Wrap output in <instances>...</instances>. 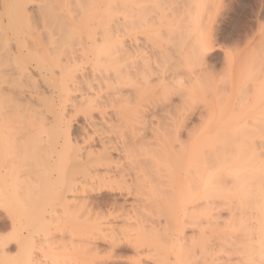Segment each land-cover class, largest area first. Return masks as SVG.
<instances>
[{
  "label": "bare ground",
  "instance_id": "6f19581e",
  "mask_svg": "<svg viewBox=\"0 0 264 264\" xmlns=\"http://www.w3.org/2000/svg\"><path fill=\"white\" fill-rule=\"evenodd\" d=\"M248 2L254 1L0 0V205H7L14 217V227L11 228L10 235L3 233L6 227H10L9 220L6 217L0 219V264H57L59 256L55 251L56 246H51L50 241L44 245V241L48 240L46 236L49 237L48 233H51L48 230L50 221L52 218L56 219L55 205L63 204L70 209L74 206L72 211L80 210L79 215L73 211L79 221L82 219L80 222H83L86 218L87 222V219H91L94 210L102 206L101 202L106 194L102 199L103 192L99 193L100 196L88 194L83 195V198L71 195L68 197L66 193L75 195L73 192L86 190L84 187L88 184L93 190L124 188L128 190L127 193L133 191L140 196L154 193L151 189L155 188L154 191L159 189L161 196L158 191L155 194L160 196L159 199L151 200L153 197L151 196L148 204L144 202L147 200L144 198H149L150 195L146 196L140 207L143 208L148 204L151 208L156 206L155 210L162 208L167 218L169 216L171 219L175 218L177 210L179 211L176 215L183 210L184 215L190 213L191 217L192 211L193 213L199 211L204 215L207 213L208 216L209 209L211 210L212 204L216 202L214 201L216 197H222L224 202L227 201L226 205L228 203L232 207L229 206L230 211L235 208L242 213L246 209L253 208L255 212L251 214L253 216L255 213L256 223H250L251 220L247 222L243 219L244 214L237 216L240 213H236L235 216L234 210L231 214L232 219L229 218V221H232L227 224L230 229L228 233L225 231L219 233V229L215 227L219 225L210 216L208 221L214 219L211 222L215 224L210 223L212 227L214 225L216 231L218 230L214 232L218 239H215L214 234L210 235L216 240L215 242H218L216 244L220 250L227 248L229 250L226 252L230 253V249H237L236 252L241 255L237 256L235 261L239 264L242 261L249 264H264V51L257 48L256 54L248 47L250 51L246 50L247 53L245 50H240L239 44L243 43L239 37L235 36V38L233 32H230L229 39L240 49L224 48L223 54L221 53L224 57L223 64L219 67V71L217 67V69L213 67L215 64L212 65L208 58L201 60L198 56L199 42L202 38L209 39L213 48L221 45L224 47L223 35L230 25L234 10L242 5L246 14L242 16L246 20L250 13L247 12L250 5L247 4ZM113 17H117L119 23L109 24L108 21ZM232 25L236 27L237 24ZM259 26L257 25L258 31H256L264 38ZM235 27H232V31L238 28ZM261 36L257 39L262 45L264 40ZM247 40H244V45L247 44ZM77 44L78 47L74 46ZM234 55L239 58L237 61H234ZM85 64H88L86 65L88 69L84 68ZM34 68L38 69L36 75L41 78H38L40 81L32 71ZM83 68L87 72H84ZM40 84L44 85V90L40 88ZM76 90L83 91L77 95L79 96L77 100L76 96L71 95ZM197 90L200 92L204 90L209 96H206L209 98L207 102L204 104L200 102V106L195 97V92L198 94ZM54 93L60 106L65 105L63 103L69 100L74 106V112L80 111L88 118L87 126H92V131L99 132L100 135L97 133V138L91 137L92 132H90V135L86 134L84 137L98 139L99 149L93 150L90 146L91 142L83 146L76 138H72V141L69 136L71 115L68 111L67 113L62 111V108L58 109L59 102L56 105L58 110L53 109L56 104L53 99ZM42 106L45 109L41 108ZM108 107L111 108V113L106 114L105 109ZM94 109L100 113V122L90 119ZM194 109H198L195 114L200 124L196 126L198 122L196 121V124L194 123L195 125L190 128L187 120L189 121L194 114ZM232 109H235L233 111L235 113L230 111ZM224 110L227 112L223 113ZM147 111H152L151 115L159 111L157 114L160 113L161 116L155 115L156 118L153 117L155 121L149 120L150 118L146 117ZM122 126L126 127L125 132L117 129ZM85 127L83 129H86ZM182 127L186 129L184 131L187 137L184 136V139L180 135ZM111 132L116 133L117 137H112L109 134ZM146 132H149V136ZM148 137L150 140L147 141ZM86 140L80 141L84 143ZM112 151H117L118 155L113 156ZM141 153L144 157L140 155ZM99 166L105 167L102 174L96 172ZM145 188H149L150 191L145 192ZM105 201H109L108 198ZM135 201L139 206V200L135 199ZM117 203L118 201L116 205L120 206ZM116 205L112 210H117ZM132 205L134 208H130L134 209H131L133 212L142 209L135 206L136 204ZM158 209L157 212L154 209L153 211L160 215L162 211ZM62 210L65 211L64 208ZM142 210L139 211L140 214L134 213L139 214L140 222L145 223L148 220L142 221L145 220L143 216L146 215H141ZM131 212L129 211L128 214ZM249 212L251 211L247 213ZM106 213L103 215L100 212L99 217H97L99 213H96L97 218L93 219L96 220L102 217L101 215L104 218ZM68 214L70 215V212ZM83 215H86L85 218H82ZM131 215L129 216L134 219L138 217ZM179 215L176 216V221H180L177 219ZM247 215L250 213L246 214L245 218ZM63 216L67 218L66 214ZM125 216L124 220L128 221L129 216L128 218ZM207 216L206 219L209 217ZM248 217L252 220L254 218ZM167 218L162 221L168 222ZM124 220H121V226ZM69 221L73 220L70 218ZM75 221L78 222L76 219ZM129 221L127 225L132 228L135 222ZM140 222L137 221L139 231L138 227L135 229L138 233L142 229V232L146 231L145 234L147 232L154 234L156 231L153 227L155 224L157 226V222L162 229L161 235L164 234L163 229H167L165 226H169L167 223L163 228V224L160 225L162 222L153 221L156 222H151L153 226L147 224L150 225L149 229L147 225L139 226ZM207 222L205 226L211 227ZM225 222L227 223L226 219ZM115 224L113 220L94 222L93 232L90 227L88 229L94 233L97 240L108 237L105 240L109 243L105 246L110 245L109 248L112 250V247L119 243L118 240L123 238L119 234L121 229H117L120 226L116 227ZM198 226L204 228L203 225ZM219 227L221 228V225ZM172 230L170 229L171 232ZM117 231L119 237L114 235ZM158 231L154 236L152 234V237L148 233L147 236L154 239L158 234L159 239L162 240L164 236ZM82 232H86V229L84 228ZM234 232L237 235H234ZM38 233L44 236L42 244L41 238L35 236ZM204 233L202 236L205 235ZM167 234L169 233L165 236H168ZM181 234L183 235L182 232ZM210 235L206 236L209 240ZM181 236L179 237L183 241L182 243L177 241V244L180 247L183 244L182 248L186 246L184 245L186 242H195L194 238L186 241L187 237L181 238ZM91 237L89 240L86 238L87 241H90ZM142 237L144 240H150L144 235ZM132 238L129 239L130 243L133 241ZM127 239H124L126 243ZM164 240L166 238L163 242ZM207 240L200 237L197 243L208 245L205 242ZM11 241H15L16 250L14 249L13 254L9 251ZM238 242L239 247L238 244L236 245ZM93 243H90L92 246L86 243L87 250L92 249L91 254L94 255L100 253L99 248L102 246ZM121 245L124 244H120V249ZM231 245H236V249ZM188 246L177 249L182 250V255L188 252L187 248L189 251L194 248L190 244ZM196 247L198 249L200 245ZM217 248H215L216 254ZM177 249L173 247V251ZM200 250L202 251L201 248ZM208 253L211 255V250ZM216 254L212 255L216 256L215 260L200 254L204 260L200 262L209 264L207 262L213 260L216 262L214 264H237L231 262L230 254L225 256L226 254L223 253L225 257ZM231 255H234L232 251ZM207 259L210 261L206 262ZM191 260L187 261L188 264ZM195 264L198 263L195 261Z\"/></svg>",
  "mask_w": 264,
  "mask_h": 264
},
{
  "label": "rangeland",
  "instance_id": "374dc122",
  "mask_svg": "<svg viewBox=\"0 0 264 264\" xmlns=\"http://www.w3.org/2000/svg\"><path fill=\"white\" fill-rule=\"evenodd\" d=\"M252 1H254V2H252V3H250V2H248L247 4H250L249 6H248V10H247V12L249 13L248 14V16H247V18H246V20L244 19V17L242 16L243 14H244V16L246 15L245 14V12H243V6L242 5H240V6H237L236 7V9L234 10V13H233V16H232V18H231V20H230V25H229V27H228V29H227V31H225V33H224V35H223V37H225V39L223 40L224 42H222L223 44H224V47H223V45H221V46H218V47H216L215 46V48H214V54L213 55H211L210 57H208V59L210 60V62L212 63V65H213V63L215 64L213 67H215V69H217V71H219V67L220 66H222L221 64H223V60H222V58L224 59V57L222 56V51H224V48H226V49H234L233 47H236V48H239V46L237 47V45H235V43H234V41L232 42V40L231 39H229V37H228V35H229V33L230 32H233V36L235 37H239L240 38V40H241V42L243 43L242 45H241V43L239 44L240 45V47H241V49L240 50H249L248 48H251V50L253 49L254 50V52H256V54L258 53V49L260 48V49H263V51H264V43L262 42V40H264V38L260 35V34H258V28H257V25H261V22H262V17H264V0H252ZM256 1V2H255ZM261 2V3H260ZM254 3H256V4H254ZM247 4H246V6H247ZM257 5V6H256ZM252 9H251V8ZM260 9V10H259ZM256 11V12H255ZM243 18V19H242ZM240 20H242V21H240ZM243 21H244V23H243ZM232 24H237L236 25V27H238L237 29H239V27H240V29L239 30H237V29H235V31L233 30L232 31V27H235L234 25H232ZM247 24V25H246ZM239 25V26H238ZM22 27V26H21ZM235 27V28H236ZM260 27V26H259ZM25 28V27H24ZM21 30H23L22 28H20ZM245 29V30H244ZM25 30V29H24ZM23 30V31H24ZM237 30V31H236ZM257 30V31H256ZM236 32V33H235ZM235 33V34H234ZM238 33V34H237ZM259 33H261V32H259ZM264 33V32H263ZM262 33V35H264ZM248 34V35H247ZM247 35V36H246ZM246 38V39H248L247 41V44L246 45H244L245 44V41H246V39L244 38V37ZM249 36V37H248ZM261 36L262 37V40H261V42H262V45L259 43L260 41H258V39H259V37ZM235 37V38H236ZM248 37V38H247ZM250 38V39H249ZM258 38V39H257ZM227 39H228V41H227ZM75 40V39H74ZM230 40V41H229ZM245 40V41H244ZM258 41V42H257ZM75 42V41H74ZM250 42V43H249ZM254 42H256L257 44H255ZM258 43L261 45H258ZM221 44V43H220ZM248 44H249V46H248ZM258 45V46H257ZM74 46H76V47H78L79 45L77 44V45H74ZM252 46V47H251ZM257 46V47H256ZM245 47V48H244ZM248 47V48H247ZM235 48V49H236ZM244 48V49H243ZM247 48V49H246ZM258 48V49H257ZM250 51V50H249ZM261 50H259V52H260ZM222 53V54H221ZM246 53H247V51H246ZM241 56H242V54H241ZM234 61H237L239 58H237L235 55H234ZM222 60V61H221ZM86 65H88V64H85V67L84 68H87L86 67ZM217 67V68H216ZM84 68H83V71H84ZM30 69H33V68H31L30 67ZM88 69V68H87ZM221 69V68H220ZM38 69H35L34 68V70H32L33 72H34V74H35V76H36V78L38 79H41L39 76L37 77V75H36V71H37ZM38 72V71H37ZM84 72H87L86 71V69H85V71ZM38 79V81H40ZM40 83H42V82H40ZM41 86H40V88L42 89V90H44V85L43 84H40ZM46 85V84H45ZM42 86H43V88H42ZM49 88H47V91H49L48 90ZM204 89V88H203ZM206 89V88H205ZM27 91V90H26ZM47 91H46V93H47ZM85 91V90H84ZM79 92V93H78ZM77 92V90L76 91H73L72 93H71V95H72V97L73 96H76V100H77V98L79 97V96H77V95H79V94H81L83 91H78ZM81 92V93H80ZM197 92H198V94L195 92V97H196V99L198 100V105L200 106V102L202 101V103L204 104L205 102H207L208 101V99L209 98H207V97H209V96H207V94L205 93V91L204 90H201V92L200 91H198L197 90ZM25 94H27L26 92H24ZM48 94H50V92H48ZM47 94V95H48ZM55 94V93H54ZM206 94V95H205ZM209 94V93H208ZM54 96H56V94L55 95H53V97ZM207 96V97H206ZM56 98H57V96H56ZM55 97L53 98L54 99V102L56 103V104H54L55 106L53 107V109H56V110H58V109H60V108H62L61 110L62 111H64V112H66L67 113V111H68V114H70L71 115V122H70V130H69V132H70V134H69V136H70V138L72 139H77L78 140V142H80V145H88V144H90V142H91V148L93 149V150H97V149H99L100 148V146H99V141H98V139H93V138H91V137H96V136H98V135H100L99 134V132H97L98 133V135H97V133L95 132H93L92 130L93 129H91V128H93L92 126H87L88 124V118H86L85 116H84V114H82L80 111L78 112V111H76V112H74V106H72L71 105V103H70V101L69 100H66V101H69V102H64L63 104H65V105H61L60 106V102L59 101H57V99H56ZM195 99V100H196ZM196 100V101H197ZM200 100V101H199ZM195 101V102H196ZM58 102H59V105H58ZM211 102V101H210ZM70 103V104H69ZM201 103V104H202ZM68 104H69V107H67L68 106ZM196 104H197V102H196ZM56 105H58L59 107H58V109H57V106ZM56 107V108H55ZM63 107H64V109H63ZM218 107V106H217ZM41 108H44L45 109V107H41ZM74 109V110H73ZM106 110V114H108V113H111V108H107V109H105ZM144 110H147V109H144ZM143 110V111H144ZM197 110L198 109H194V114H192V116H191V118L189 119V121L187 120V125H188V127H190V128H192L196 123V121H198V118L196 117L197 115L195 114V112H197ZM217 110H219V109H217ZM222 110V109H221ZM227 110H229V109H227ZM235 109H232V110H230V111H232V113H235V112H233ZM237 110V109H236ZM140 111H142L141 109H140ZM201 112H202V110H200ZM225 111V110H224ZM237 111H239V110H237ZM236 111V112H237ZM74 112V113H73ZM147 112H148V114H147ZM146 112V117H147V119H148V117L150 118L149 120H151V119H153L152 121H155L156 119H154V118H156L155 117V115H158V116H161V115H159V114H157V113H155V112H153L154 114H152V115H154V116H152L151 115V113H152V111H147ZM223 112V111H222ZM227 111H225V112H223V113H226ZM46 113H48L49 114V112H46ZM76 113V114H75ZM81 113V114H80ZM144 113V112H143ZM150 113V114H149ZM162 113V112H161ZM47 114V115H48ZM74 114V115H73ZM91 114H92V116L90 117V119L91 120H95L96 122H100L101 121V119H99L101 116H100V113H99V111L97 110V109H94L92 112H91ZM163 115H165L164 113H162ZM51 115V114H50ZM50 115H48V116H50ZM162 115V116H163ZM223 115V114H222ZM108 116V115H107ZM151 116V117H150ZM154 117V118H153ZM85 118V119H84ZM97 119V120H96ZM86 120V121H85ZM93 120V121H94ZM193 121V122H192ZM193 123V124H192ZM195 123V124H194ZM198 123H199V121L197 122V124H196V126L198 125ZM200 124V123H199ZM190 125V126H189ZM84 126H86L85 128L87 129H83V127ZM192 126V127H191ZM125 128L126 127H121V128H117L118 130H120V131H122V132H125L126 130H125ZM170 128V127H169ZM183 128V127H182ZM84 130H86V131H84ZM184 130H186L185 128H183L182 129V131H181V133H180V135H181V138L182 139H184V138H186L187 136H186V134H185V131ZM88 131H89V133H88ZM87 132V133H86ZM90 132H92L91 134H92V136L90 137V138H88V139H90V140H88L87 139V137H89V136H87V137H84V136H86V134H88V135H90ZM187 132V131H186ZM85 133V134H84ZM147 134L146 135H148V133L149 132H146ZM112 137L113 136H116V133L114 134V132H111V133H109ZM113 134V135H112ZM171 135V134H170ZM78 136V137H77ZM149 136V135H148ZM185 136V137H184ZM100 137V136H99ZM117 137V136H116ZM184 137V138H183ZM85 138V139H84ZM97 138V137H96ZM172 138V137H171ZM170 138V139H171ZM73 139H72V141H73ZM88 141H87V140ZM93 139V140H92ZM82 140H86L84 143H82L81 141ZM148 140H150L149 139V137H148V139H147V141ZM151 140H152V138H151ZM153 141V140H152ZM172 142H175V141H173L172 140ZM83 145V146H84ZM153 145V143L151 142V146ZM145 147V146H144ZM146 147H147V145H146ZM150 148V147H149ZM147 149V148H146ZM139 150H141V149H139ZM147 150H149V149H147ZM143 151V150H142ZM140 152V151H139ZM112 153V155L113 156H117L118 154V152L117 151H112L111 152ZM143 153V152H142ZM140 154L141 156L142 155H144V154ZM142 157H144V156H142ZM98 171H99V173H103L104 171H105V167L104 166H99L98 167V170H96V172L98 173ZM160 172H161V170H160ZM98 173V174H99ZM101 173V174H102ZM79 179H81V178H79ZM87 186H88V188H87ZM85 185V187L84 188H86V190L84 189L83 191L82 190H80V191H77V192H73V194H75V195H72V193H70V192H68V193H66L67 194V196L68 195H71V196H79V197H81L82 196V198H83V195L85 196V195H90V196H93V194L95 195V196H98L99 195V193L101 192H103L104 194H102L103 196H102V199L104 198V195L106 194V197L102 200L103 202L105 201V200H107V198H108V200L109 201H105V203L106 202H110L111 203V205H110V203H103V202H101V204H102V206L100 205V207H98L99 209H101V210H99L103 215L106 213V211H107V213H106V215L104 216V218H102L103 217V215H101L102 217H100V218H98V219H96V220H94L95 219V217L97 216V214L96 213H99L98 214V216L97 217H99V215H100V212L97 210V208H96V210L98 211H96V210H94L95 212L92 214V216L90 217L91 219H87V222H86V218H85V216L86 215H83V217L82 218H85V220L83 219V222H80V221H82V219H80V221H79V218H78V216H75V214L77 215H79V213H80V210H76V211H74V213H73V211H72V207H74V206H72L71 207V209L69 208V206L67 207V206H65V205H60V204H56L55 205V209L57 210V214L56 213H54L55 215V217H56V219L55 218H52V221H50L51 222V224L49 225L50 227L48 228V230H50L51 231V233H48L49 234V237H48V235L46 236L47 238H48V240L47 241H44V245H46L47 243L46 242H49L50 241V245L51 246H56L55 247V251L58 253V256H59V261H58V263L57 264H77L78 262V264H109V262H113V264H114V261H115V259H118V258H127V260H125V261H122V264H188V262H190V260L191 259H194L195 261H196V263H198V264H203V263H201V262H204V260L201 258L202 256L201 255H204V256H207L208 258L209 257H211L210 258V260L211 259H213V260H215L214 258H216V256H212V255H215L216 254V250H215V248H217L218 247V245L216 244V243H218V242H215L216 240L215 239H218V238H216V236H215V234H214V232H217L216 231V229H219V233H224V231H225V233L227 232V231H229L230 229L228 228L229 226H227V224H230V223H228V222H231V221H229L230 219H232L231 217H233V216H231V214L232 213H234V210L236 211L237 209H235V208H233L234 210H232V211H230L231 209L230 208H232L231 207V205L230 204H228L227 203V205H226V202H224V200H223V198L221 199L220 197L218 198V197H216V198H214V201H216L214 204H212V208H211V210L209 209V213H208V216H207V213L204 215V214H201V213H199V211L198 212H194L193 213V211L191 212L192 213V217L190 216V213H187L191 218H189V216L187 215V214H183L184 213V211L183 210H180L181 212H179V218H177L178 220L180 219V221H176V216L178 217V215H176L177 213H178V211L179 210H177L176 212V214H175V218H169V216H168V218H167V215L165 214V212L162 210V208H160L161 209V211H162V213H160V215L158 214V213H156L157 211V209L155 210V207L154 206H152V207H154V208H151L148 204V202H150L151 200H154L155 198L156 199H159L160 198V191H158L159 189H157V191L159 192V195L160 196H156L155 194H156V190L154 191V189H151V190H153V192L154 193H151V194H153V195H151L150 193H147V195H145V194H142L143 196H140V194H135L133 191L132 192H128L127 193V191L128 190H126V189H114V190H111V189H108V188H103V190L101 189L100 191L97 189H94L93 190V188H91V187H89V184L88 185ZM158 188V187H157ZM147 189H148V191H147ZM88 190V191H87ZM145 190V192H149L150 191V189L149 188H145L144 189ZM82 191V192H81ZM126 191V192H125ZM86 193V194H85ZM131 193V194H130ZM144 193V192H143ZM122 194V195H121ZM130 194V195H129ZM133 194H134V196H133ZM158 194V193H157ZM166 194V193H165ZM114 195V196H113ZM145 195V196H144ZM150 195V196H149ZM71 196H68V197H71ZM100 196V195H99ZM146 196H149V198L148 197H146ZM151 196H153L152 198H151ZM114 197H116V198H114ZM144 197H146V198H144ZM78 198V197H77ZM111 198V199H110ZM138 198V199H137ZM143 198L144 199H147V200H143ZM150 198H151V200H150ZM154 198V199H153ZM218 198V199H217ZM112 199H114V200H112ZM116 199V200H115ZM118 199V200H117ZM139 200V202H140V204H139V206H138V202L136 203V201L134 202V200ZM220 199V200H219ZM221 200H223V201H221ZM112 201H114L113 202V204H112ZM118 201V203L117 204H120V206L119 205H116V202ZM121 201V202H120ZM148 203L147 205L150 207H148L147 205L146 206H143V208L146 210H144L142 207H140V206H142V203ZM221 202V203H220ZM217 203V204H216ZM221 204V205H219V204ZM225 203V204H224ZM105 204V205H104ZM132 204H136L135 206H137L138 208H142V209H137L136 211H134L135 213H138L140 210H142L143 212H142V214L141 215H145V216H143L144 218H145V220L143 219V217H142V221L143 222H145L146 220H148L147 222H145V223H142V222H140V216H138L139 214H140V212H139V214L137 215V214H135L134 212H133V206L134 205H132ZM216 204V205H215ZM114 205H116L115 206V209L117 208V210H112V207L114 208ZM132 205V206H131ZM151 205V204H150ZM63 206V207H62ZM65 206V207H64ZM119 208H118V207ZM213 206H215V207H213ZM224 206V207H223ZM229 206H230V208H229ZM58 207V208H57ZM62 207V208H61ZM66 207L67 208H69L68 210L66 209ZM104 207V208H103ZM130 207H133V208H130ZM158 207H161V206H158ZM64 208V210L65 211H63L62 209ZM77 208V207H76ZM129 208V209H128ZM222 208H223V210H222ZM131 209H133V210H131ZM153 209L156 211H153ZM160 209H158L159 211H160ZM55 210V211H56ZM59 210V211H58ZM61 210V211H60ZM126 210H129V211H132L130 214H128V212L129 211H126ZM150 210V211H149ZM222 210V211H221ZM248 209H246V211H247ZM255 210V209H254ZM253 210V208H252V210H251V208H250V210H248V211H251V212H249L250 213V215H247V218H245V216H246V214H249V213H247L246 211L244 212V211H242V213L241 212H239V210L238 211H236L235 212V216L238 214V213H240L239 215H237V216H242L243 214H244V216H243V219H246L247 220V222L249 221V220H251V222L250 223H256L254 220H255V213L253 214V216H252V214L251 213H253V212H255ZM63 211V212H62ZM67 211H68V213L70 212V215L67 213ZM190 211V210H189ZM197 211V210H196ZM211 211H214V212H211ZM227 211V212H226ZM71 212H72V215H71ZM78 212V213H77ZM186 212V211H185ZM188 212V211H187ZM207 212V211H206ZM218 212V213H217ZM229 212H231V213H229ZM244 212V213H243ZM64 213V214H63ZM113 213H114V215H113ZM144 213V214H143ZM152 213H154L153 215H152ZM212 213H214V215H211ZM237 213V214H236ZM59 214H61V216H56V215H59ZM67 215V218H68V216H69V219H67L66 217H64L63 215ZM124 214V215H123ZM125 214H126V216H125ZM131 214H134V217L135 216H138V217H135V219L132 217H130V216H132ZM183 214V215H182ZM193 214H194V216H193ZM216 214V215H215ZM219 214H220V216L222 217H220L219 216ZM81 215V214H80ZM120 215H122V216H120ZM130 215V216H129ZM148 215H150L149 217H147ZM152 215V216H151ZM166 215V216H165ZM196 215H198V216H196ZM204 215V216H203ZM218 215V216H217ZM222 215H224V216H222ZM230 215V216H229ZM2 215H0V217H1ZM70 216H74L73 218L72 217H70ZM107 216V217H106ZM124 216H125V218L127 217V216H129V218H130V221H131V223H132V220H134L133 222H135L134 223V225H132L131 223H130V226L132 225L133 227L131 228V227H128L129 225H127V223H128V221H129V218H128V221L127 220H124ZM159 216V217H158ZM162 216V217H161ZM188 216V217H187ZM204 218H203V217ZM205 216H207L208 218L206 219V217ZM210 216H212L211 218H214V219H210L209 221H208V219L210 218ZM229 216V217H228ZM248 216H250V217H254L253 218V220L252 219H250ZM61 217V218H60ZM77 217V218H76ZM80 217V216H79ZM96 217V218H97ZM147 217V218H146ZM167 218L168 220V222H165L164 220V218ZM195 219H194V218ZM200 219H199V218ZM219 217V218H218ZM58 218V219H57ZM70 218H71V220H73L72 222L71 221H69L70 220ZM94 218V219H93ZM136 218H138V220H139V226H141L140 224H142V226L143 225H147L148 223L151 225V226H153L152 225V223L151 222H153V221H160V225H162L163 226V228H164V224H167V225H169V226H165V228H167V229H163L164 231V234L163 235H161V231H162V229L160 228L161 226H159L158 225V222H157V226H156V224L154 225V227L153 228H155V233H157V231H158V229H159V231H158V233L161 235V236H164V238H166V240H164V242H163V239H162V237H160L162 240H160L159 239V236H158V234L156 235V238L154 237V239H152L151 237V235L153 234V232H151L152 234H150L149 232H147L148 233V235L149 236H151V237H149V236H147V233L145 234V232L146 231H144V232H142V229H141V231H140V233H138L137 231H136V229L135 228H137L138 226H137V221L138 220H136ZM230 218V219H229ZM0 219H5V216H2ZM55 219V220H54ZM67 219V221H63L62 222V220H66ZM75 219L76 220H78V222L77 221H75ZM101 219V220H100ZM124 220L125 221V225H124V221L122 222V226H126V227H122L121 226V220ZM162 219H164L163 221H162ZM193 219V221H191ZM202 219V220H201ZM223 219V220H222ZM225 219H226V221H227V223L225 222ZM92 220H94V221H92ZM105 220H107V221H112L113 220V223L115 224V225H117L116 227H119V228H117L118 230H120L121 229V232H119V231H117L114 235L116 236L117 235V237H119L118 236V232H119V234L121 235V237H123V239H127L128 240V242L126 243V245H125V243H124V245L122 246L121 245V249H120V240H118L119 241V243L117 244V246H114V247H112L113 249L115 248V250H111V248H109V247H111L110 245H107V246H105L107 243H109V242H107L106 243V240H105V238L106 237H104V238H102V239H104V241L102 240V239H99V240H97V238H96V236L94 235V233H92L93 232V230H92V227H93V225H92V223H94V222H107V221H105ZM170 220H172L173 222H171ZM212 220H214V222L215 223H217L219 226L221 225V228L219 227V226H215L216 227V229L215 228H213L214 227V225H213V227L211 226V223L213 222ZM53 221H55V222H57L56 224H55V222L53 223ZM61 221V222H60ZM69 221V222H68ZM89 221H91L92 223H90ZM120 221V223H118ZM129 221V222H130ZM176 221V222H175ZM182 221V222H181ZM201 221V222H200ZM203 221V222H202ZM209 223H208V222ZM212 221V222H211ZM68 222V223H67ZM71 222V223H70ZM156 222H153V223H156ZM183 222H184V224H185V222H187L185 225L183 224ZM189 222H191V223H189ZM206 222L208 223L207 225H210L211 227H209L208 228V226H205L206 225ZM211 222V223H210ZM220 222V223H219ZM224 222H225V224H224ZM60 223V224H59ZM169 223H171V224H169ZM178 223V224H177ZM199 223V224H198ZM215 223H212V224H215ZM61 226V228H60V226ZM77 224V225H76ZM119 224V225H118ZM175 224V225H174ZM181 224V225H180ZM203 225L204 226V228L203 227H200V226H198V225ZM52 225V226H51ZM84 226V227H82V226ZM86 225L88 226V227H86ZM90 225V226H89ZM92 225V226H91ZM150 225H147L146 227H150ZM173 225V226H172ZM190 225V226H189ZM53 226H54V228H53ZM159 226V227H158ZM171 226H172V228H173V230H175V231H173L172 230V228H171ZM222 226H224V228H222ZM225 226H227V227H225ZM80 227H82L81 229H80ZM90 227V228H89ZM148 227V228H149ZM168 227H169V229H168ZM178 227V228H177ZM199 227V228H198ZM217 227H219V228H217ZM53 228V229H52ZM79 228V229H78ZM84 228L86 229V232H82V231H84ZM91 229L92 230V232L91 231H89V229ZM157 228V229H156ZM177 230H176V229ZM183 230H182V229ZM186 228V229H185ZM194 228V229H193ZM201 228V229H200ZM206 228V229H205ZM227 228V229H226ZM62 229V230H61ZM126 229H128V230H126ZM131 229V230H130ZM139 229H140V227H138V231H139ZM144 229H147V228H144ZM150 229V228H149ZM170 229L172 230V232L170 231ZM222 229H225V230H222ZM6 230V231H5ZM4 231L5 232H3V233H5V234H8L9 233V231H11V229H10V227H6V229H5ZM124 230V231H123ZM167 230H168V232H167ZM210 230V231H209ZM211 230H213V231H211ZM215 230V231H214ZM50 231H48V232H50ZM56 231V232H55ZM65 231V232H64ZM67 231V232H66ZM70 231L72 232V233H70ZM90 233H89V232ZM116 231V230H115ZM136 231V232H135ZM183 233V235L181 234V232ZM195 232V233H193V232ZM198 231V232H197ZM199 231H202V232H199ZM206 231H208V233L206 232ZM221 231V232H220ZM77 232V233H76ZM186 232V233H185ZM205 232V233H204ZM68 233V234H67ZM88 233V234H87ZM93 234V236H92V234ZM131 233V234H130ZM132 233H135V234H132ZM136 233H138V236H137V234ZM154 233V234H155ZM166 233H169V234H167L168 236H165L166 235ZM173 233V234H172ZM186 235H185V234ZM190 233H192V234H190ZM198 233V234H197ZM202 233H204L205 235L204 236H202ZM228 233V232H227ZM236 233H238V231H236ZM235 232H234V235H237ZM41 235V237H40V235ZM74 234V235H73ZM85 234V235H84ZM154 234H153V236H154ZM178 234H179V236H181V238H186V241H187V239L189 240V239H192V238H194V241L197 243V241L200 239V237H204V239L205 240H209V238H207L206 236H208L209 237V235L211 234L212 236H213V234H214V237H215V239L210 235V240H212L211 241V243H210V240L208 241H205V242H207L208 243V245H205V243H204V245H203V243L202 244H198L197 243V245H195L194 243H193V241L190 243V242H186V244L184 243V245H186L185 247H187L189 244L190 245H192V246H194V248L193 249H190V251H189V247L190 246H188V248L186 249V250H188V252L186 253H184V251H185V249L183 250V253L184 254H182L181 255V252H182V250H180V249H177V248H179L180 247V245L179 244H177L178 242L177 241H179V242H181L182 243V241L183 240H181L180 239V237L178 236ZM195 234V235H194ZM209 234V235H208ZM238 234H241V233H238ZM60 235V236H59ZM87 235V236H86ZM124 235H125V237H124ZM140 235H144L145 237H147V238H149L150 240H148V239H146V240H144V239H142L143 237L142 236H140ZM173 235V236H172ZM186 237H185V236ZM35 236H37L36 238H41V244L43 243V241H42V237L44 238V236H42V233H38V234H36ZM34 236V237H35ZM92 236V237H91ZM198 236H200L199 238H198ZM55 237H57V239L55 238ZM69 237V238H68ZM91 237V239L93 238V239H95V240H92L91 241V239H90V241H87V239L89 240V238ZM120 237V238H121ZM132 237H135V238H132ZM144 237V238H145ZM169 237V238H168ZM176 237V238H175ZM177 237H179V239L177 238ZM207 239H206V238ZM212 237V238H211ZM65 238V239H64ZM85 238V239H84ZM87 238V239H86ZM130 238H132V242L134 243V244H131L130 242H129V239ZM137 238V239H136ZM158 238V239H157ZM173 238V239H172ZM54 239V240H53ZM68 239V240H67ZM106 239H108V237L106 238ZM139 239V240H138ZM167 239H169V240H167ZM178 239V240H177ZM202 239V238H201ZM57 240V241H56ZM72 240V241H71ZM136 240V241H135ZM143 240V241H142ZM154 242H153V241ZM171 240H174L175 241V243H173L174 241H171ZM56 241V242H55ZM71 241V242H70ZM86 241V242H85ZM93 241H94V243H93ZM108 241V240H107ZM126 241V240H125ZM146 241V242H145ZM166 241V242H165ZM168 241V242H167ZM204 241V240H203ZM213 241H214V243H213ZM218 241V240H217ZM74 242V243H73ZM89 242V243H88ZM96 242V243H95ZM99 242V243H98ZM144 242V243H143ZM149 242V243H148ZM172 242V244L174 245H170V243ZM184 242H185V239H184ZM61 243V244H60ZM70 243V244H69ZM81 243V244H80ZM86 243L88 244V245H90V243H93V244H99L100 246H102V247H100L99 249V251H100V253H97V254H91V252L93 253V250L92 249H88V250H90L89 252H88V250H87V247H88V245L86 246ZM105 243V244H104ZM130 245H129V244ZM152 243V244H151ZM166 243V244H165ZM213 243V244H212ZM12 244V245H11ZM101 244H104V245H101ZM155 244V245H154ZM159 246V247H156L157 245ZM163 246H162V245ZM194 244V245H193ZM238 244V245H237ZM10 245H11V250L9 249V251L12 253H15L14 251L16 250L15 249V241H11L10 242ZM60 245V246H59ZM66 245V246H65ZM73 245H75V246H73ZM80 247H79V246ZM134 245V246H133ZM143 245V246H142ZM164 245H165V248H164ZM182 246H183V244H181ZM199 245H200V247H199ZM213 247H212V246ZM217 245V246H216ZM236 245L239 247V245H240V243L238 242V243H236ZM236 245H231V246H233L234 248H235V246ZM65 246V247H64ZM77 246H78V249H77ZM90 246H92V245H90ZM89 246V247H90ZM105 246V247H104ZM119 246V247H118ZM154 246V247H153ZM174 247V249H177V250H174L173 251V247ZM182 246L180 247L181 249H183V248H185V247H183L182 248ZM196 246H198L199 248L197 249V247ZM46 247V246H45ZM58 247V248H57ZM118 247V248H117ZM123 247H125V248H123ZM71 248V249H70ZM162 248V249H161ZM167 248V249H166ZM190 248H192V247H190ZM200 248L202 249V251H204V252H202L201 250H200ZM207 248H209L207 251H205ZM228 248H229V246H228ZM15 249V250H14ZM81 249H82V251H81ZM103 249V250H102ZM120 249V250H119ZM124 249V250H123ZM131 249H133V250H131ZM159 249V250H158ZM170 249V250H169ZM196 249V250H195ZM203 249H205V250H203ZM213 249H214V252L212 253V251H213ZM224 249V248H223ZM236 249V248H235ZM78 250V251H77ZM87 250V251H86ZM92 250V251H91ZM102 250V251H101ZM167 250V251H166ZM172 250V251H171ZM200 250V251H199ZM209 250H211V255H208V254H210V253H208V251ZM227 250H229V249H224V250H220V247H218L217 248V254L216 255H221V256H223V253L224 254H226L225 256H227V254L229 255L230 254V256L232 257H230L231 258V262L233 261V263L235 262H237V264H239L238 263V261H235L236 260V258H238L237 256H240L241 254L239 253H237L236 251H238L237 249L236 250H233V249H230V253L228 252H226ZM84 251L87 253H84ZM120 251V252H119ZM122 251V252H121ZM145 251V252H144ZM150 251V253H148ZM162 251V252H161ZM176 251V252H175ZM178 251V252H177ZM179 251H180V253H179ZM196 251V252H195ZM222 251V252H221ZM231 251H232V254H237L236 255V257L234 256V255H231ZM113 252V253H112ZM116 252V253H115ZM193 254H192V253ZM201 252V253H200ZM207 252V253H206ZM221 252V253H220ZM236 252V253H235ZM12 253V254H13ZM62 253V254H61ZM74 253V254H73ZM94 253H96V252H94ZM138 253V254H137ZM166 255H165V254ZM174 253H175V255H174ZM189 253V254H188ZM219 253V254H218ZM62 256L63 255V257H61L60 255ZM112 254V255H111ZM119 254V255H118ZM155 254V255H154ZM158 254V255H157ZM186 254V255H185ZM201 254V255H200ZM205 254H207V255H205ZM73 255V256H72ZM89 255V256H88ZM92 255V257H93V259H92V257H90ZM123 255V256H122ZM150 255V256H149ZM159 255H161V256H159ZM189 255H190V257H189ZM193 257H192V256ZM199 255V256H198ZM219 255V256H220ZM166 256V257H165ZM174 256H175V258H174ZM184 259H182L181 257ZM188 256V258H186ZM201 256V257H200ZM225 256H223V257H225ZM73 257H74V260H73ZM137 257V258H136ZM180 259V260H183V261H181L180 262V260L178 259V258ZM201 259H200V258ZM98 258H100V259H98ZM139 258V259H138ZM160 258V259H159ZM164 258H166V259H164ZM190 258V259H189ZM204 258V257H203ZM206 258V257H205ZM158 259V260H157ZM232 259H234V260H232ZM135 260V261H134ZM137 260V261H136ZM139 260V261H138ZM144 260V261H143ZM165 260V261H164ZM189 260V261H188ZM194 260H191V263L190 264H195V261ZM200 260H201V262H200ZM209 259H207L206 260V262L208 261ZM209 260V261H210ZM213 260H212V262H213ZM61 261H63L62 263H61ZM72 261H73V263H72ZM77 261V262H76ZM94 261V262H93ZM164 261V262H163ZM173 261H175V262H173ZM188 261V262H187ZM219 261H221V259L219 260ZM144 262V263H143ZM157 262V263H156ZM211 262V261H210ZM210 262H207V263H209V264H212V262L210 263ZM215 262V261H214ZM214 262H213V264H214ZM217 262H218V260H217ZM255 261H252V263H254ZM216 263V262H215ZM247 264L248 262H244V261H242L240 264ZM249 264V263H248ZM255 264V263H254Z\"/></svg>",
  "mask_w": 264,
  "mask_h": 264
},
{
  "label": "snow or ice",
  "instance_id": "6c2138e0",
  "mask_svg": "<svg viewBox=\"0 0 264 264\" xmlns=\"http://www.w3.org/2000/svg\"><path fill=\"white\" fill-rule=\"evenodd\" d=\"M119 7V5H116ZM109 24L112 23H119L117 17H113L111 20L108 21ZM260 31L264 32V17H262V22L260 25ZM213 44L207 38H202L199 42V49H198V56L201 60L210 57L214 54ZM251 90V86L249 85V91ZM0 215H4L9 220L10 229L14 227V217L11 215V210L7 207V205H0ZM11 231H9V235ZM121 244L125 243V240L121 238ZM127 260V258H118L115 259L114 264H122V261ZM109 264H113V262H109Z\"/></svg>",
  "mask_w": 264,
  "mask_h": 264
}]
</instances>
